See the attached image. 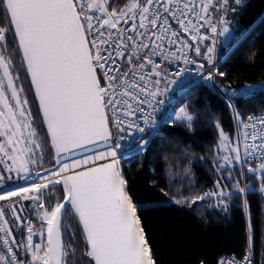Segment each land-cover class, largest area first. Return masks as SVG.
I'll return each mask as SVG.
<instances>
[{"label":"snow or ice","instance_id":"snow-or-ice-1","mask_svg":"<svg viewBox=\"0 0 264 264\" xmlns=\"http://www.w3.org/2000/svg\"><path fill=\"white\" fill-rule=\"evenodd\" d=\"M235 2L239 5L242 0ZM108 5L109 0H0V17L8 24L6 30L0 28V47L6 40L18 41L21 67L26 65L59 166L43 169L44 175L36 173L35 179L32 178L30 166L42 164L41 145L32 127L28 100L22 99L24 87L17 86L20 78L12 74V60L0 52V163H4L3 173H7H0V201L17 197L33 201L38 209L41 242L34 243L36 232L29 218L27 244L23 245L31 264H68L69 257L77 256L72 245L79 243L81 229L89 264L92 261L94 264H157L138 214L148 207L133 202L119 168L120 159L135 152L127 151L119 141L111 143L112 129L122 133L127 125L152 136L161 125L171 122L177 93L184 89H172L167 101L158 100L172 84L182 82L167 81L168 86L161 89V65L155 58L179 59L178 53L183 55V50L189 47L174 25L192 34V40L200 41L205 39L198 37L199 27H203L201 20L209 24L214 34L217 26L210 24L208 15L212 0H128L123 7L111 10ZM226 5L227 0H223L220 7ZM129 20L130 27L121 26ZM223 23L221 18L220 24ZM220 35L225 37L226 53L244 38L238 29L229 33L224 28ZM173 47L175 50H170ZM195 50L200 53L199 47ZM214 51V47H209L205 54L209 64L212 58L208 54ZM180 75L176 73L177 77ZM207 79L212 80L210 70ZM254 90L255 86L246 85L234 90L232 96L247 97ZM145 105L151 110L147 114ZM157 112L159 118L154 119ZM137 113L141 114L145 127L131 119ZM175 118L193 120L184 107L176 112ZM219 136L220 150L227 153L221 157V167L258 158L261 162L248 171L264 173V118L249 117L248 122L238 127L235 142L222 129ZM98 142H103L105 151L61 163L62 153ZM101 160L108 162L95 163ZM15 181H24L25 185L16 184L14 190H6L5 185L13 189ZM54 185H62L63 200L49 211L42 193ZM215 195L218 194L193 197L191 204ZM8 207L13 222L23 226L21 214L25 209H18L15 202ZM0 234V243L6 249V255H0V264H26L18 260L19 253L11 246L17 241L4 208H0ZM252 242L249 236V244ZM248 259L246 255L244 264ZM82 260L83 256L73 264H81ZM217 264H236V261L221 257Z\"/></svg>","mask_w":264,"mask_h":264},{"label":"trees","instance_id":"trees-1","mask_svg":"<svg viewBox=\"0 0 264 264\" xmlns=\"http://www.w3.org/2000/svg\"><path fill=\"white\" fill-rule=\"evenodd\" d=\"M127 1L109 0V6L119 9ZM227 1L228 8L223 13L224 23L220 29L223 25L227 26L230 33L238 29L244 33V38L226 53L219 37L215 82L226 92L243 88L246 84H264V0H242L239 5L235 0ZM212 11L213 8H209L210 14ZM195 41H191L193 45L189 48L193 60L205 64L208 56L202 53L203 48L197 54ZM204 42L213 47L210 40ZM15 43L19 54L17 58L22 65L17 41ZM21 70L25 72L27 81L32 127L37 132L43 155L42 164L31 166V169L34 167L42 171L56 168L53 150L25 66ZM231 100L239 124L249 113L264 110V90L253 91L247 97L234 96ZM175 106L184 107L193 120L175 118L161 125L157 134L132 151L135 155L123 158L120 163L133 202L148 207L147 211L138 214L154 259L157 264H201L202 261L204 264H217L223 255L241 257L249 246L252 264H264V178L247 176L245 182L250 183L251 188H245L240 164L221 167V157L227 153L219 147L220 130L233 142L236 140L230 103L207 77L201 76L184 88ZM239 189L245 191L240 192ZM205 193L218 195L206 196L204 200L191 204L193 197ZM43 199L50 211L63 199L62 185L43 190ZM177 200L186 202L176 203ZM13 202L18 209H25L22 218L30 216L39 226L42 222L33 201H22L17 197L0 201V208L5 209L6 218L17 239L19 226L13 222L8 207ZM249 236L253 241L251 245ZM78 239L79 243L72 245L77 256L69 257L68 264H73L81 256V264H89L90 258L84 255L87 248L82 230ZM68 243L65 237L66 246Z\"/></svg>","mask_w":264,"mask_h":264},{"label":"built area","instance_id":"built-area-1","mask_svg":"<svg viewBox=\"0 0 264 264\" xmlns=\"http://www.w3.org/2000/svg\"><path fill=\"white\" fill-rule=\"evenodd\" d=\"M222 3H223V0H216L215 2H212V5L210 6V8H213V11L211 14H210V12L208 13V15L210 16V24L217 26V33H215V34L212 33L211 27L209 26V24H205L203 20H201L199 22L200 25H203V27H199L198 37L203 36V37H205L204 40H206V39L210 40L212 42V46L215 49V51L213 53H211V58H212L211 64H209L208 61L205 64H200V63H197L193 60V55H192L191 51L189 50L191 45H193V44H191V41H194L191 38L192 34L184 33L179 29L178 25H174L176 30L178 32H180V36L188 42L189 47H187L183 50V53H184L183 55H180L178 53L179 59L172 58V59L166 60V61H162L159 57H156L155 59L161 65V67H160V71L162 72V78H161V84H160L161 89H164L166 86H168L167 81H177L178 80V81H181L182 83H180L179 85L172 84L169 87V91L165 92L161 96H159L158 100L167 101L168 96L172 92V89H176V88H183L184 89L187 86H189L191 83L196 81L198 78H200L201 76L208 77V72L210 70L212 72V80H209L210 83L230 103V105L233 109V103H232L231 99L234 96H232V93L234 90H239V89H231L230 91L226 92V91L222 90L215 82V77L218 74V71H217L218 70L217 45H218V41H219V37H220V26H221L220 20H221V18H223V13L228 8V1H227L226 7H224V8L220 7V5ZM108 7H109V10L112 9L109 5H108ZM95 14H99V13H95ZM131 23H132V21L129 20V23L127 25H124L122 23L121 26L122 27H130ZM197 40H199V38H197ZM170 50L174 51L175 48L173 47ZM186 59H187V61H189L188 63L185 62ZM201 65L203 67H201ZM178 72L181 73V75L179 77L176 76V73H178ZM164 77H166L167 79L165 80ZM240 89H242V88H240ZM179 94L180 93H177V95H179ZM144 107H145V114H147L149 111H151L146 105ZM157 107H160V106L157 105ZM140 115H141L140 113H137V116L133 117L131 119H134L141 127H145L143 120L140 119ZM249 117H254L256 119H262V118H264V110L249 113L245 117L243 122L241 124H239L237 121L234 109H233V120H234L236 139L238 136V127L242 126L243 123L248 122ZM109 118H110V126H111V113H109ZM153 118L158 119L159 113L158 112L154 113ZM121 136H123V139H120ZM150 137L151 136H146L144 133H140L136 129L127 128V125H125V131L122 133H118L117 130L112 129L113 144L116 143L117 141H119V143H121V145L125 146L126 150L129 152H132L136 148H139L140 146L144 145ZM241 154L243 155V149L242 148H241ZM118 158H120L119 150H118ZM122 159L123 158L120 159V163H121ZM260 162H261V159H258V158H252V159L247 160L245 162L247 165L246 171L244 170V163L240 164L242 182H243L245 188H251V187H249V186H251L250 183L245 182V179L247 176L253 175V176L260 178V179L264 178V173H255V172H249L248 171L249 167L255 169ZM119 168H120V164H119ZM36 173L37 172L35 169L31 170V176L33 179H35ZM16 184L24 186L25 182L20 181L19 183H16ZM14 187H15V185H13L12 190H14ZM6 190H11V189H7V187H6ZM42 196H43V193H42ZM29 218L31 219V223L33 224V226L35 228V232H36V234L33 236V241H34V243L41 242V236H40V231H39L40 226L37 225L35 223L34 219H32L30 216H25L23 218L25 223L23 226H19V232L17 234V239H16L17 244H19L21 246L18 247L17 244L11 245L13 248V251L19 253L18 260H20L22 262H26V264H31V257H30V255L27 254L25 247L23 246V245L27 244V236H28L27 223H28ZM0 235H2V234H0ZM13 237L15 238L14 234H13ZM43 239H45V235H44ZM0 255H6V249L4 248L2 243H0ZM246 255L249 257L247 264H252L251 249L249 246L244 251V253L242 254L241 257H236L234 255H223L221 257L225 258L226 260L228 258H234L236 261V264H244V257ZM220 258L218 260H220ZM6 259H10V257L6 256Z\"/></svg>","mask_w":264,"mask_h":264},{"label":"water","instance_id":"water-1","mask_svg":"<svg viewBox=\"0 0 264 264\" xmlns=\"http://www.w3.org/2000/svg\"><path fill=\"white\" fill-rule=\"evenodd\" d=\"M17 44H18V41H17ZM20 54H21V57H22V53H20ZM24 66H25V70H26V65H24ZM26 73H27V71H26ZM27 76H28V74H27ZM28 80H29V83H30V76H28ZM246 85L255 86V90L254 91H256V90H262V87L261 86H264V84H262V85L246 84ZM32 92H33V95H34V98H35V101H36V104H37V108H38V111H39V102H38V100L35 97L34 88H32ZM39 114L41 116L42 122H43L44 127H45V131H46V134H47V126L44 123L43 114L40 111H39ZM47 136H48L50 145L52 147L51 138H50V136L48 134H47ZM111 143H113V139H112ZM52 150H53V154H54V158H55V162H56V159H57L56 152H55V149L53 147H52ZM105 150H106V146L103 144V142H98L95 145H89V146H87V148L75 149V150L69 151L67 153H62L60 155L59 159L61 160V163H71V161L74 160V159H83L85 156H93L97 152L105 151ZM108 160H110V158H108ZM108 160L96 161L95 163L96 164H102V163L108 162ZM89 166H92V165L90 164ZM56 168L58 169L59 166L56 165ZM45 240H46V233H45ZM92 263L94 264V261H92Z\"/></svg>","mask_w":264,"mask_h":264},{"label":"rangeland","instance_id":"rangeland-1","mask_svg":"<svg viewBox=\"0 0 264 264\" xmlns=\"http://www.w3.org/2000/svg\"><path fill=\"white\" fill-rule=\"evenodd\" d=\"M128 2V1H127ZM126 2V3H127ZM125 3V4H126ZM124 4V5H125ZM123 5V6H124ZM122 6V7H123ZM224 28H227V26L226 25H223L222 27H221V29H220V33L221 32H223V30H224ZM229 33H230V30H229ZM221 36V35H220ZM221 39H222V41H224V39H225V37L224 36H221ZM196 42V44H197V47H199V49H201V48H203L201 51H202V53H207V50H208V48L210 47V46H208V45H206L205 44V42H204V40L203 41H200V40H196L195 41ZM3 49H5V47H4V45H3ZM20 61V60H19ZM22 71V70H21ZM20 71V72H21ZM24 73L25 72H21V75H24ZM16 76H19V72H18V70L16 71ZM24 80H25V82L23 81L22 82V78L21 79H19V82H18V87L19 86H23L24 87V93L25 94H23V98H27V81H26V77H25V75H24ZM28 100V99H27ZM28 105H29V102H28ZM30 107V106H29ZM175 108V111L172 113V119H175V115H176V112H178L179 111V109L181 108L180 106H175L174 107ZM5 163H8V164H10L11 163V161H5ZM31 167V166H30ZM3 169H4V163H0V173H3ZM33 169H35L36 170V172L37 173H40L41 175H44L45 173L43 172V170L42 171H37V169L36 168H34V167H32V169L31 170H33ZM47 169H52V168H47ZM4 175H7V173H3ZM15 175H16V173L15 172H13L12 173V176H13V178H14V180H15ZM20 181H15V183H14V185L16 186V183H19ZM5 188H6V185H5ZM12 190V189H11ZM38 225V224H37Z\"/></svg>","mask_w":264,"mask_h":264},{"label":"flooded vegetation","instance_id":"flooded-vegetation-1","mask_svg":"<svg viewBox=\"0 0 264 264\" xmlns=\"http://www.w3.org/2000/svg\"><path fill=\"white\" fill-rule=\"evenodd\" d=\"M8 27V24L7 22L5 21V19L3 17H0V28H4L5 30L7 29ZM5 49H3V46L0 47V52H2L6 57L10 58L12 60V74L14 76H16V71L18 70L19 72V78L21 79L22 78V82L24 80V75H21V63H20V59L17 58V56H19V54L14 51L17 49V46H16V43L15 41H9V40H6L5 42H2ZM16 54V55H15ZM16 56V57H15ZM25 94V93H24ZM23 99V97H22Z\"/></svg>","mask_w":264,"mask_h":264}]
</instances>
